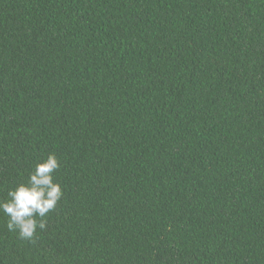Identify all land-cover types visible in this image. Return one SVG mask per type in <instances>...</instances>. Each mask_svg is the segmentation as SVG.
Returning <instances> with one entry per match:
<instances>
[{
  "label": "trees",
  "instance_id": "1",
  "mask_svg": "<svg viewBox=\"0 0 264 264\" xmlns=\"http://www.w3.org/2000/svg\"><path fill=\"white\" fill-rule=\"evenodd\" d=\"M49 154L0 264H264V0H0V200Z\"/></svg>",
  "mask_w": 264,
  "mask_h": 264
},
{
  "label": "clouds",
  "instance_id": "2",
  "mask_svg": "<svg viewBox=\"0 0 264 264\" xmlns=\"http://www.w3.org/2000/svg\"><path fill=\"white\" fill-rule=\"evenodd\" d=\"M60 166L57 156L49 154L35 164L27 183L10 188L7 199L0 200V212L7 217L9 231L31 240L37 229L47 228L45 218L63 196L60 183L54 180Z\"/></svg>",
  "mask_w": 264,
  "mask_h": 264
}]
</instances>
